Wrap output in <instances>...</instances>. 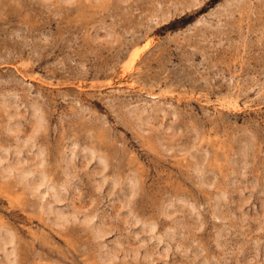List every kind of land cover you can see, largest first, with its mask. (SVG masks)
<instances>
[{
    "label": "rangeland",
    "instance_id": "374dc122",
    "mask_svg": "<svg viewBox=\"0 0 264 264\" xmlns=\"http://www.w3.org/2000/svg\"><path fill=\"white\" fill-rule=\"evenodd\" d=\"M0 264H264V0H0Z\"/></svg>",
    "mask_w": 264,
    "mask_h": 264
},
{
    "label": "bare ground",
    "instance_id": "6f19581e",
    "mask_svg": "<svg viewBox=\"0 0 264 264\" xmlns=\"http://www.w3.org/2000/svg\"><path fill=\"white\" fill-rule=\"evenodd\" d=\"M68 1V0H67ZM124 3V2H123ZM129 72V71H128ZM2 161V160H1ZM4 161V160H3ZM9 163V162H8ZM8 163H7V165H8ZM41 163V162H40ZM11 164V163H10ZM13 165V164H12ZM8 166H11V165H8ZM8 168V167H7ZM11 168V167H10ZM7 170V169H6ZM9 170V169H8ZM17 170H18V168H17ZM16 170V171H17ZM30 170V169H29ZM9 171H12V170H9ZM31 172V171H30ZM19 173V170L17 171V174ZM21 174L22 173H24V169H23V171L22 172H20ZM26 173H28V172H26ZM26 173H24V174H26ZM31 175H33V174H31ZM20 176V175H19ZM28 176H29V174H28ZM42 176V175H41ZM40 176V177H41ZM20 177H22V175L20 176ZM24 177V176H23ZM26 178H28V177H26ZM31 178V176H29V179ZM35 178V177H34ZM24 180H28V179H24ZM36 180V179H35ZM43 180V179H42ZM30 182H31V179H30ZM32 182H34L33 180H32ZM31 182V183H32ZM35 182H37V180L35 181ZM29 183V182H28ZM33 184V183H32ZM35 184V183H34ZM40 184V183H39ZM52 185V184H51ZM51 185H48V186H51ZM37 187H38V185H36ZM33 187V186H32ZM53 186H51L50 188H52ZM39 188V187H38ZM57 188V187H56ZM36 190V189H35ZM54 190V189H53ZM46 191V190H45ZM56 190H54V192H55ZM51 192H52V194L54 193L52 190H51ZM56 192H58V191H56ZM57 194V193H56ZM55 194V195H56ZM52 197H54V194L52 195ZM57 198V196H55V199ZM54 199V198H53ZM58 199V198H57ZM52 208V207H51ZM55 211H57V210H55ZM60 212V211H59ZM55 213V212H54ZM57 213H58V211H57ZM57 215V214H56ZM60 216H61V212H60ZM57 219H60V217L58 218L57 217ZM3 246V245H2ZM3 250H4V248H2ZM4 253V252H3ZM7 253V252H6ZM6 255V254H5ZM113 256V255H112ZM7 262V261H6Z\"/></svg>",
    "mask_w": 264,
    "mask_h": 264
}]
</instances>
